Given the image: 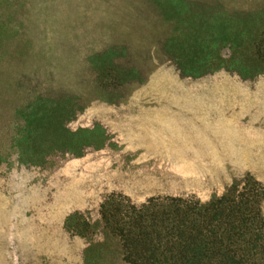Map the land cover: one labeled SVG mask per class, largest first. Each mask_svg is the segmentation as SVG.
Instances as JSON below:
<instances>
[{
  "label": "rangeland",
  "instance_id": "374dc122",
  "mask_svg": "<svg viewBox=\"0 0 264 264\" xmlns=\"http://www.w3.org/2000/svg\"><path fill=\"white\" fill-rule=\"evenodd\" d=\"M263 29L264 0H0V264H85L64 221L111 194L264 188Z\"/></svg>",
  "mask_w": 264,
  "mask_h": 264
},
{
  "label": "trees",
  "instance_id": "16d2710c",
  "mask_svg": "<svg viewBox=\"0 0 264 264\" xmlns=\"http://www.w3.org/2000/svg\"><path fill=\"white\" fill-rule=\"evenodd\" d=\"M252 48L264 68V29ZM175 62L182 72L180 61ZM200 68L204 73H243L230 65L215 67V59ZM263 203V186L244 174L206 201L181 194L136 205L111 194L99 205L98 221L74 212L66 217L64 228L86 241L85 264H102L112 246L124 264H264ZM88 231L101 242L88 237Z\"/></svg>",
  "mask_w": 264,
  "mask_h": 264
}]
</instances>
